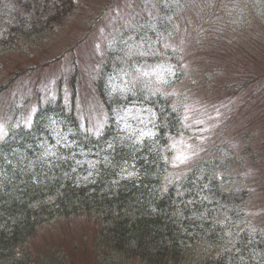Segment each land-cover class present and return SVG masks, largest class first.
<instances>
[{
  "label": "rangeland",
  "instance_id": "374dc122",
  "mask_svg": "<svg viewBox=\"0 0 264 264\" xmlns=\"http://www.w3.org/2000/svg\"><path fill=\"white\" fill-rule=\"evenodd\" d=\"M17 1L19 0H5V3L10 6V9H14L17 6ZM110 1L78 0L80 4L78 11L57 30L46 32L45 34L48 35L43 41L24 47L23 52L17 50L1 57L0 74H6L5 77H8L7 80H9L16 71L28 68V65L38 64L40 61L44 62L47 59L49 60L69 52V55L65 58L68 61L67 63L58 64L56 62L40 70L36 68L34 72H31V75L20 80L19 87L23 84L28 87L31 79L32 87L38 85L41 88L50 89L51 93H57L59 84L57 79L65 76L66 73H70L65 67L71 66V62L74 59L71 47H75L77 52L76 66L80 69L79 73L83 76L77 86V105L81 106V112H84L83 115L87 117V122L91 126L100 124L104 126L111 113L106 107L96 103L95 96L89 89V81L84 76L92 75L95 72L100 58L105 56L106 45L109 46L108 52H116V55L121 58L127 56V48L121 47L123 42L127 43L129 40L126 35L129 29L121 26V17L131 15L134 8L131 7L129 10L123 2L119 1L114 3V6L109 9L108 4ZM107 6V10H105ZM159 12L160 10L152 13V18L158 17ZM165 17L169 20L168 22L171 21V16L165 15ZM194 18L195 13L190 11L184 20H194ZM182 23L184 22L182 21ZM184 30L186 34L184 31H179L171 39V44L176 46L175 49L182 50L179 60L190 61L195 66V71H199L204 62H207L208 65L211 63L210 59L212 58L214 59L212 65L219 67L223 72L222 76H215L219 83L209 88L200 84L199 87L191 85V88L189 85L179 84L167 89V94H176L177 97L174 100L184 102L187 107L189 106V109L201 110L203 108L201 104L208 105L210 109H213V104L218 105L222 101L221 99L227 97V92L223 88L221 81L228 77L235 78L241 74L245 76L251 74L253 76L264 73V57H262V60H258L259 53L250 50L248 44L240 46L242 37L237 36L238 38L236 39L234 34L233 45L228 53L219 52L215 56H210V54L207 55L203 50H200L199 45L193 44L198 40V37H196L198 31L206 35L207 30L188 26H184ZM113 31L117 32L118 37L112 42L109 36ZM85 34L86 36H84ZM257 34L249 36V43ZM262 42L264 44L263 40L260 43ZM112 43L114 47L111 45ZM245 45L248 48L244 47ZM257 60L259 63H257ZM161 67L174 68L170 63L162 64ZM143 70L151 77L158 78L155 66L144 65ZM162 72H165V70L163 69ZM134 75L138 80L143 78L137 75V72H134ZM161 86L160 81H156V87ZM192 89L194 94L190 92ZM32 91L28 95H31ZM15 95V93H9V97H5L1 102L7 105L15 101ZM19 97L22 99L25 96L19 94ZM199 99H207L210 103H205ZM243 99L244 106L230 122L229 131H222L220 136H226L232 148L239 151L238 156L242 161L240 166L248 168V172L252 173L246 177V180L239 188L237 196L239 201L234 198L221 201L228 207L227 217L233 226L219 234L207 233L201 236L214 242H221L223 237H226V243L221 246L197 243L196 253L199 261L196 264H208L209 261L218 263L225 252L228 254V259H232L239 252V257L235 258L231 264H264V133L253 137L252 133H256L257 130L251 122L254 120L253 109L257 104H253L254 101L247 94L244 95ZM250 115H252L251 118ZM114 116L121 128L133 129L131 135L134 137L138 136L144 139L154 133L152 129L154 121L150 111L146 109L131 108L127 111L125 109V111L114 112ZM204 121L214 125L222 124L221 118L216 111L210 113L209 118ZM192 127L193 125L191 124L183 129L185 137L181 136V141L178 140V146L176 147L178 154H192L195 147L194 141L204 136V133H191ZM93 129L95 128L90 130ZM244 134H248L251 139H239L240 135ZM201 142L202 148L205 150L211 148L210 140L203 138ZM253 155L257 156L256 159L260 161L254 167L246 162ZM172 161L173 164L170 165L169 170L172 175L181 172L183 174V172L190 170L188 162L180 164L175 158H172ZM259 178H261V181ZM253 179L256 180L255 184L252 183ZM226 186L228 188L229 183ZM247 186L250 192H247ZM212 189V184L205 185L204 190L211 192ZM96 232L97 228L88 216H82L78 220L71 222H59L42 233L33 244L31 252L32 255H43L44 252H53L62 259V264H105L96 257V244L94 243ZM120 264L123 263L120 262Z\"/></svg>",
  "mask_w": 264,
  "mask_h": 264
},
{
  "label": "trees",
  "instance_id": "16d2710c",
  "mask_svg": "<svg viewBox=\"0 0 264 264\" xmlns=\"http://www.w3.org/2000/svg\"><path fill=\"white\" fill-rule=\"evenodd\" d=\"M39 3L40 0L19 1L14 24L8 19L7 5L0 4V47L4 48L5 53L14 50L23 40L41 41L44 32L60 26L76 9V0H56L54 4L52 0H45L42 6ZM170 9L175 13L174 7ZM204 12L206 11L203 9L199 10L198 21L201 15L203 20H212L211 13ZM44 15L48 18L41 19ZM246 21L243 13H239L221 27L225 31H231L233 25H241ZM205 27L209 30L207 24ZM216 38V34L212 35L210 44L213 47L203 50L207 55L215 56L222 50V46L215 43ZM210 60L212 64L214 59ZM42 64L43 61H40L32 64V67ZM47 65L50 64L43 68ZM207 70L204 78L214 76L221 69L213 66ZM23 73H27V70L18 74ZM240 84L241 82H237L236 86ZM61 109L64 112L59 114L58 120L65 119L68 114ZM74 114L73 108L65 125L71 123V119L76 121ZM71 126L74 127V124ZM74 128L77 130L76 139L87 137L79 127ZM93 137L85 139L83 144ZM22 138L27 140L28 135ZM29 139L17 150L8 149L7 153L0 156V264H41L36 261L39 258L33 259L28 247L31 241L41 230L52 227L56 221L83 215L91 216L96 222V219L99 220L97 247L106 249L111 262L130 258L137 262L135 264L197 263L199 257L189 250H193L196 243L208 240L200 237L206 232L197 228L199 224H205L206 231L212 230L214 226L209 225L208 220L211 217L215 224L214 211L202 209L197 211L199 216L185 211L181 216L178 209H175L173 196L162 199L158 191L147 186L150 182H143V179L134 188L133 184L121 181L117 176H106L99 187L92 186L95 189L81 190L83 187L80 189L77 184L70 182L73 176L71 178L69 174L74 170L68 160L56 158L52 153L46 154L44 149L47 147L48 150L49 146L45 147L40 143L34 144L29 152ZM52 146V151L61 148L58 140ZM217 153L216 166L225 170L228 182L241 180L242 175H231V166L223 161L224 153L219 150ZM208 169L211 177L215 178L219 173L213 172L214 167L210 166ZM231 191L239 193L236 188H231ZM143 200L145 205L141 202ZM147 201L153 202L151 204ZM202 214L206 215L202 217ZM190 216L199 220L194 227L190 225ZM190 231L193 233H189ZM208 241L214 246L221 243ZM52 256L54 255L47 253L40 258L41 262L56 264L52 263Z\"/></svg>",
  "mask_w": 264,
  "mask_h": 264
}]
</instances>
